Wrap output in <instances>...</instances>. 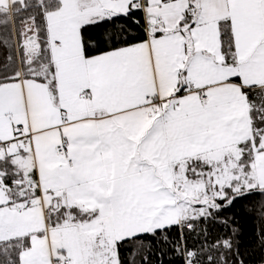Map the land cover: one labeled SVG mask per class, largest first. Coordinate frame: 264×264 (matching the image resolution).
Listing matches in <instances>:
<instances>
[{"label":"snow or ice","instance_id":"snow-or-ice-1","mask_svg":"<svg viewBox=\"0 0 264 264\" xmlns=\"http://www.w3.org/2000/svg\"><path fill=\"white\" fill-rule=\"evenodd\" d=\"M237 214L264 264V0H0V264H247Z\"/></svg>","mask_w":264,"mask_h":264},{"label":"trees","instance_id":"trees-1","mask_svg":"<svg viewBox=\"0 0 264 264\" xmlns=\"http://www.w3.org/2000/svg\"><path fill=\"white\" fill-rule=\"evenodd\" d=\"M237 205L236 208L229 210V212L225 213V215H231L233 213H237ZM237 220L239 221L238 228H239V236L238 239L241 242L242 249H247L251 252V255L248 256L247 264H257V261L261 255L259 248L255 247L256 244V231L257 225L253 222L251 218L243 216L241 214H237ZM209 230V237L215 238L219 235L223 228L219 224L209 223L208 225ZM189 243H195L193 238H189ZM153 260L156 261V264H159V261L156 257H153ZM164 264H181L179 258L174 257L173 255L169 254L163 257Z\"/></svg>","mask_w":264,"mask_h":264}]
</instances>
